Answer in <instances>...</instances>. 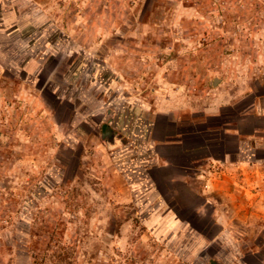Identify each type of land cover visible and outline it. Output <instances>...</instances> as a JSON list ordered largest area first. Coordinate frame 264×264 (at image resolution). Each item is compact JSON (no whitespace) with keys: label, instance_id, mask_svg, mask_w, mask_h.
<instances>
[{"label":"rangeland","instance_id":"obj_1","mask_svg":"<svg viewBox=\"0 0 264 264\" xmlns=\"http://www.w3.org/2000/svg\"><path fill=\"white\" fill-rule=\"evenodd\" d=\"M105 78L184 128L219 105L257 112L264 0H0V264H264L257 209L221 243L212 222L138 206L103 138Z\"/></svg>","mask_w":264,"mask_h":264},{"label":"crops","instance_id":"obj_2","mask_svg":"<svg viewBox=\"0 0 264 264\" xmlns=\"http://www.w3.org/2000/svg\"><path fill=\"white\" fill-rule=\"evenodd\" d=\"M103 82L108 153L138 206L152 200L154 206L165 207L159 222L172 219L198 231V221L212 222L218 226L213 238L221 243L240 234L234 226L242 221L240 211L248 213L250 221L255 214L250 210L257 209L261 215L253 223L264 234L259 224H264V96L257 112L254 103L229 114L220 112L225 106L219 105L214 112H201L198 119L187 118L184 128L185 119L180 121L175 116L178 112L165 108L166 101H155L157 111L152 114L151 105L114 90L112 79ZM55 119L60 127L63 121ZM245 121L251 124L243 130ZM76 136H83L78 129ZM149 214L150 221H155L158 213Z\"/></svg>","mask_w":264,"mask_h":264},{"label":"water","instance_id":"obj_3","mask_svg":"<svg viewBox=\"0 0 264 264\" xmlns=\"http://www.w3.org/2000/svg\"><path fill=\"white\" fill-rule=\"evenodd\" d=\"M218 82H219V79L215 78V79L213 80V85H216ZM105 127H106V125H103V127H102V132L104 133L103 138H105V136H106V133H105ZM211 264H215V262H214V261H211Z\"/></svg>","mask_w":264,"mask_h":264}]
</instances>
